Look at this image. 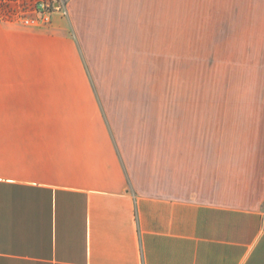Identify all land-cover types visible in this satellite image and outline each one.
Masks as SVG:
<instances>
[{"label":"crops","instance_id":"obj_1","mask_svg":"<svg viewBox=\"0 0 264 264\" xmlns=\"http://www.w3.org/2000/svg\"><path fill=\"white\" fill-rule=\"evenodd\" d=\"M126 1L0 20V264H264V0H186L215 6V108L108 72Z\"/></svg>","mask_w":264,"mask_h":264},{"label":"rangeland","instance_id":"obj_2","mask_svg":"<svg viewBox=\"0 0 264 264\" xmlns=\"http://www.w3.org/2000/svg\"><path fill=\"white\" fill-rule=\"evenodd\" d=\"M38 1L0 0V20L30 17ZM54 1L63 8L67 2ZM214 7L186 0H127L122 4L127 23L120 26L124 34L106 38L112 56L108 72L128 78V91L159 96L161 107L169 93L186 92L193 98L204 94L205 107L215 108L226 86L217 64Z\"/></svg>","mask_w":264,"mask_h":264},{"label":"built area","instance_id":"obj_3","mask_svg":"<svg viewBox=\"0 0 264 264\" xmlns=\"http://www.w3.org/2000/svg\"><path fill=\"white\" fill-rule=\"evenodd\" d=\"M54 11H59L63 14L65 13L63 6L54 0H39L30 17L22 16L17 18V21L23 26H38L41 24H48L49 17Z\"/></svg>","mask_w":264,"mask_h":264}]
</instances>
